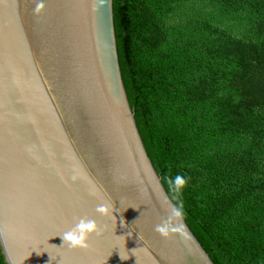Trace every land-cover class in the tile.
Listing matches in <instances>:
<instances>
[{"label":"water","instance_id":"1","mask_svg":"<svg viewBox=\"0 0 264 264\" xmlns=\"http://www.w3.org/2000/svg\"><path fill=\"white\" fill-rule=\"evenodd\" d=\"M0 0V246L8 264H217L153 229L174 204L130 104L113 0ZM75 177V179H73ZM101 203L110 217L96 213ZM95 220L88 251L63 247ZM123 258V259H121Z\"/></svg>","mask_w":264,"mask_h":264},{"label":"trees","instance_id":"2","mask_svg":"<svg viewBox=\"0 0 264 264\" xmlns=\"http://www.w3.org/2000/svg\"><path fill=\"white\" fill-rule=\"evenodd\" d=\"M127 91L217 264H264V0H113ZM0 264H8L0 246Z\"/></svg>","mask_w":264,"mask_h":264},{"label":"clouds","instance_id":"3","mask_svg":"<svg viewBox=\"0 0 264 264\" xmlns=\"http://www.w3.org/2000/svg\"><path fill=\"white\" fill-rule=\"evenodd\" d=\"M44 8L45 4L43 3V0H39L33 10L34 14L39 16ZM73 179H75V177H73ZM185 183V179L180 175H177L174 179H167L169 191L174 194L172 198L177 202L167 208L166 215L161 219L160 223L154 226L153 229L164 239L173 238L176 234H179L182 239L189 236L187 227L182 222L184 218V205L183 202L179 200L180 193L182 192ZM96 213L103 217H110L112 215V209L106 204L101 203L97 206ZM102 234L103 233L95 220L82 217L77 220L74 227L62 234L61 246L67 247L71 251H88L90 249V237L92 235L100 236Z\"/></svg>","mask_w":264,"mask_h":264}]
</instances>
